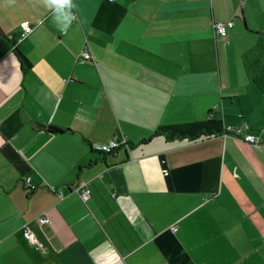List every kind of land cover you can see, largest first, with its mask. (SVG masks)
Returning a JSON list of instances; mask_svg holds the SVG:
<instances>
[{
	"label": "crops",
	"instance_id": "obj_1",
	"mask_svg": "<svg viewBox=\"0 0 264 264\" xmlns=\"http://www.w3.org/2000/svg\"><path fill=\"white\" fill-rule=\"evenodd\" d=\"M72 5L61 31L48 0H0V264H264V91L241 26L264 31V0Z\"/></svg>",
	"mask_w": 264,
	"mask_h": 264
},
{
	"label": "built area",
	"instance_id": "obj_2",
	"mask_svg": "<svg viewBox=\"0 0 264 264\" xmlns=\"http://www.w3.org/2000/svg\"><path fill=\"white\" fill-rule=\"evenodd\" d=\"M232 24V20H224V21H217L213 23V30L215 35L220 36V37H225L227 35V28L229 25ZM34 24L30 23L27 20H21L18 24V35L15 38V42H19L23 38H25L33 29ZM78 57L81 59H90L91 54L89 52L88 46L83 47L79 53ZM224 132L225 133H231L234 135H241L242 139L245 142H248L253 145H257L259 143V138L254 135L253 133L246 132V133H241V127L236 126L233 127L231 125H226L224 127ZM121 144L126 145L127 140L125 138H119L118 136H114L110 140L106 142H99L93 144V149L102 152V153H110L115 151ZM23 184L25 186V189L27 192H31L35 189L37 184L32 182L31 176L29 174H25L23 176ZM77 190L79 193V196L82 201H87L90 197V189L86 186V183L81 181L79 182L77 186ZM36 222L41 225L45 223H49L50 219L46 214H41L36 217ZM172 231L176 229V226L172 225L170 227ZM22 235L23 237L31 244L36 245L38 247H41V243L38 241L36 238L35 234L33 231L30 229L29 226L25 225L22 228Z\"/></svg>",
	"mask_w": 264,
	"mask_h": 264
},
{
	"label": "trees",
	"instance_id": "obj_3",
	"mask_svg": "<svg viewBox=\"0 0 264 264\" xmlns=\"http://www.w3.org/2000/svg\"><path fill=\"white\" fill-rule=\"evenodd\" d=\"M242 63L247 77L264 91V31L258 32L253 46L242 53ZM50 128L52 131H61L54 126Z\"/></svg>",
	"mask_w": 264,
	"mask_h": 264
},
{
	"label": "clouds",
	"instance_id": "obj_4",
	"mask_svg": "<svg viewBox=\"0 0 264 264\" xmlns=\"http://www.w3.org/2000/svg\"><path fill=\"white\" fill-rule=\"evenodd\" d=\"M50 7L54 9V19L59 22L58 27L64 31L69 26L73 15L71 9L73 7L72 0H48Z\"/></svg>",
	"mask_w": 264,
	"mask_h": 264
},
{
	"label": "rangeland",
	"instance_id": "obj_5",
	"mask_svg": "<svg viewBox=\"0 0 264 264\" xmlns=\"http://www.w3.org/2000/svg\"><path fill=\"white\" fill-rule=\"evenodd\" d=\"M250 25L256 26L257 24H252V22H250ZM241 26L245 30L246 36L247 35L251 36L252 37V42L255 43L254 41H256V38L258 36V32H261V31L260 30H255L253 28H250L249 25L246 24L244 21H241ZM242 36H244V35H241V37ZM249 41H250L249 39H246V40H242L241 42L244 43V45H248Z\"/></svg>",
	"mask_w": 264,
	"mask_h": 264
}]
</instances>
